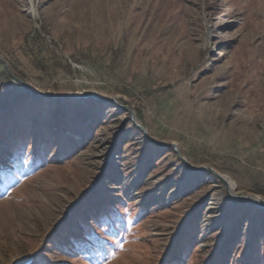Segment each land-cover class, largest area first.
<instances>
[{
    "label": "rangeland",
    "instance_id": "1",
    "mask_svg": "<svg viewBox=\"0 0 264 264\" xmlns=\"http://www.w3.org/2000/svg\"><path fill=\"white\" fill-rule=\"evenodd\" d=\"M0 59V264H264L180 161L264 202V0H0Z\"/></svg>",
    "mask_w": 264,
    "mask_h": 264
},
{
    "label": "water",
    "instance_id": "2",
    "mask_svg": "<svg viewBox=\"0 0 264 264\" xmlns=\"http://www.w3.org/2000/svg\"><path fill=\"white\" fill-rule=\"evenodd\" d=\"M0 64L2 65L5 73L7 74V76L14 82L16 83H19L20 85H22V87L25 89L26 93H28L29 95H32V93L29 91L28 87L24 84L23 81H21L20 79L16 78L11 72L10 70L8 69L7 65L5 64V62L3 60L0 59ZM48 98L50 99H53V100H62V99H69V100H72V101H81V100H97L93 95H82V96H62V97H59V98H54V97H51V96H47ZM130 114V118H131V121L133 122L134 126L136 128H138L140 130V132L146 136V132L145 130L140 127L138 124H136L134 122V116L131 112H129ZM155 144H158L156 142H154ZM169 146H172V145H169ZM174 147V146H173ZM175 149V148H174ZM180 161L182 163H185L187 165V167L192 170V171H195V172H204V171H209L212 175H214L215 177H217V179L221 182V184L223 185L224 189H225V193L228 195V197H230L231 199H236V200H239V201H242L244 203H248L250 205H253L254 207H256L257 209H262L264 210V202L260 201L259 199L255 198V197H252V196H234V195H231L230 194V189L228 188V184L227 182L221 178L220 176H218L216 173H214L212 170L210 169H198V168H194V167H191L189 166L185 160H183L181 157H180Z\"/></svg>",
    "mask_w": 264,
    "mask_h": 264
},
{
    "label": "bare ground",
    "instance_id": "3",
    "mask_svg": "<svg viewBox=\"0 0 264 264\" xmlns=\"http://www.w3.org/2000/svg\"><path fill=\"white\" fill-rule=\"evenodd\" d=\"M224 179V178H223ZM225 180V179H224ZM226 181V180H225ZM227 182V181H226ZM227 184H228V182H227ZM228 188L230 189V186H229V184H228Z\"/></svg>",
    "mask_w": 264,
    "mask_h": 264
}]
</instances>
